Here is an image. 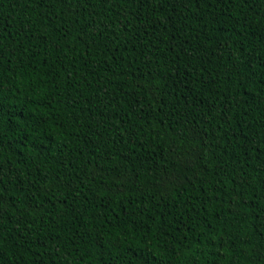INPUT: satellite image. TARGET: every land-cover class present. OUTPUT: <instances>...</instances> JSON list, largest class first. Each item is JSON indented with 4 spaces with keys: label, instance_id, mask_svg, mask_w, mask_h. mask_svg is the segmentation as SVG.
Returning <instances> with one entry per match:
<instances>
[{
    "label": "trees",
    "instance_id": "trees-1",
    "mask_svg": "<svg viewBox=\"0 0 264 264\" xmlns=\"http://www.w3.org/2000/svg\"><path fill=\"white\" fill-rule=\"evenodd\" d=\"M0 264H264V0H0Z\"/></svg>",
    "mask_w": 264,
    "mask_h": 264
}]
</instances>
